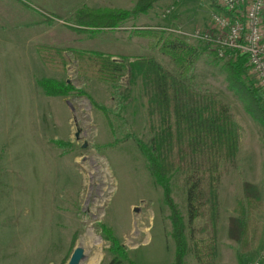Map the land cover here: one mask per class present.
Wrapping results in <instances>:
<instances>
[{"label": "rangeland", "instance_id": "1", "mask_svg": "<svg viewBox=\"0 0 264 264\" xmlns=\"http://www.w3.org/2000/svg\"><path fill=\"white\" fill-rule=\"evenodd\" d=\"M136 2L0 0V264H68L76 248L83 250L79 264H93V259L109 264L113 253L104 228L112 231L129 261L173 264L170 212L134 141L146 143L152 136L140 71L105 82L97 77L99 63L89 57L98 52L115 63L154 59L178 75L170 58L151 48L150 38L130 33L210 28L211 15L220 8L216 0H158L116 29H73L78 9L132 10ZM43 14L53 19L47 21ZM175 36L198 52L188 87L226 104L239 127L235 166L223 162L220 167L223 225L242 184L264 183V125L230 89L227 63L235 60ZM40 46L59 50L62 59L43 61L48 55L39 54ZM246 72L247 86L258 88L250 70ZM43 79L67 82L85 96L49 97L38 86ZM262 102L264 106V93ZM171 197L187 226L185 264H199L191 250L200 238L195 233L192 240L189 234L184 175L173 176ZM259 215L264 219V208ZM199 224H193L194 232Z\"/></svg>", "mask_w": 264, "mask_h": 264}, {"label": "trees", "instance_id": "2", "mask_svg": "<svg viewBox=\"0 0 264 264\" xmlns=\"http://www.w3.org/2000/svg\"><path fill=\"white\" fill-rule=\"evenodd\" d=\"M157 1L137 0L132 10L84 7L74 14L78 24L73 29L79 33L113 30L130 18L146 13ZM44 17L47 21L53 19V16L45 14ZM130 34L132 37L150 38L151 48L170 58L178 69V75L171 74L154 59L139 57L115 63L98 52L91 53L89 58L99 63L97 77L105 82L115 83L120 75L132 77L135 68L140 71L142 93L147 99L148 128L152 136L146 143L137 139L134 141L147 160L149 172L162 190L164 204L170 212L171 237L175 246L173 264H185L189 253L185 235L187 226L171 197V182L176 174L184 175L189 234L192 240L195 233L200 238L194 243L192 254L199 264H216L220 214L218 191L223 176L220 167L223 162L235 166L239 154V127L226 104L212 94L188 87L186 81L193 79V76L189 77V71L198 59L195 47L173 34L150 29H134ZM37 50L41 55H48L42 57L45 62H51L54 56L62 59L59 50L45 46ZM227 70L226 80L230 89L244 101L245 111L264 125L263 91L261 87L247 86L246 59L239 57L234 62H228ZM38 86L49 97H65L72 92L85 96L84 92L76 91L67 82L43 79ZM56 144L59 146L61 143ZM262 206L258 188L244 182L228 224V238L239 245L241 252L246 248L249 231L255 226V215ZM197 221L200 224L194 232L192 226ZM103 231L111 242L113 257L109 264H135L128 260L126 250L112 231L108 228ZM238 260L241 264L240 257Z\"/></svg>", "mask_w": 264, "mask_h": 264}, {"label": "built area", "instance_id": "3", "mask_svg": "<svg viewBox=\"0 0 264 264\" xmlns=\"http://www.w3.org/2000/svg\"><path fill=\"white\" fill-rule=\"evenodd\" d=\"M219 11L211 27L192 32L168 29L177 36L210 46L219 58L246 59V66L264 93V0H216ZM264 251L252 264H263Z\"/></svg>", "mask_w": 264, "mask_h": 264}, {"label": "crops", "instance_id": "4", "mask_svg": "<svg viewBox=\"0 0 264 264\" xmlns=\"http://www.w3.org/2000/svg\"><path fill=\"white\" fill-rule=\"evenodd\" d=\"M251 184L255 185L258 188L259 193L261 194L263 209L264 183L262 185H259L256 181H254ZM234 207L232 208V214L227 215L225 221L223 222V225L221 222V216L219 214V222L217 226L216 264H240L238 260L239 257L241 260V264H252L260 258L262 252L264 251V219H261L259 213L255 215V226L249 231V238L246 243V248L243 252H241V249L237 243L231 241L228 238L229 218L233 216ZM262 262L264 264V259L262 260Z\"/></svg>", "mask_w": 264, "mask_h": 264}, {"label": "water", "instance_id": "5", "mask_svg": "<svg viewBox=\"0 0 264 264\" xmlns=\"http://www.w3.org/2000/svg\"><path fill=\"white\" fill-rule=\"evenodd\" d=\"M82 258H83V250L81 248H76L73 251L72 256L70 257L68 264H79Z\"/></svg>", "mask_w": 264, "mask_h": 264}, {"label": "bare ground", "instance_id": "6", "mask_svg": "<svg viewBox=\"0 0 264 264\" xmlns=\"http://www.w3.org/2000/svg\"><path fill=\"white\" fill-rule=\"evenodd\" d=\"M95 240H94V244H95V246H99V244H100V240L98 239V238H94ZM92 260V259H91ZM93 264H98L99 263V259L98 260H96L95 261V259H93Z\"/></svg>", "mask_w": 264, "mask_h": 264}]
</instances>
